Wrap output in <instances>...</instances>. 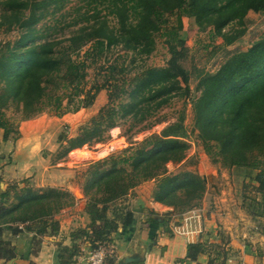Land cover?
<instances>
[{
    "label": "trees",
    "instance_id": "trees-1",
    "mask_svg": "<svg viewBox=\"0 0 264 264\" xmlns=\"http://www.w3.org/2000/svg\"><path fill=\"white\" fill-rule=\"evenodd\" d=\"M81 1L55 24H41L61 12L67 0H0V35L15 34L0 40V148L20 137L10 111L19 122L42 114L61 118L91 108L98 94L106 92V103L76 136L59 135L58 160L104 142L122 121L144 125L174 98H189L193 129L204 153L222 169L247 171L243 186H251L257 197L243 196V206L250 208L253 219H264V35L246 51L230 54L213 73L198 74L197 98L191 97V74L183 65L188 57L185 18L227 47L243 37L249 12L264 14V0ZM64 30L67 36L56 35ZM158 39L168 55L165 65L133 68L155 51ZM89 71L94 72L92 81ZM189 148L180 118L125 152L90 163L80 184L89 224L70 234V248H59V264H74L81 247L89 252L112 246L118 228L135 221L125 198L146 179L156 182L152 200L174 214L199 208L205 180L195 172L166 170L167 163L181 162ZM74 203L68 190H34L15 183L0 190V262L32 254L29 249L20 256L5 239L6 231L13 236L32 233L37 245L40 238L58 233L55 217ZM170 218L161 222L168 233ZM201 253L209 255L208 264L220 259L224 264L228 258L227 250L196 242L188 245L185 260L194 261ZM116 261L113 255L105 264Z\"/></svg>",
    "mask_w": 264,
    "mask_h": 264
},
{
    "label": "crops",
    "instance_id": "crops-1",
    "mask_svg": "<svg viewBox=\"0 0 264 264\" xmlns=\"http://www.w3.org/2000/svg\"><path fill=\"white\" fill-rule=\"evenodd\" d=\"M82 110L86 113L89 109ZM40 116L39 120H42V115ZM26 122L33 124L30 120ZM26 125L28 124L19 127L20 137L9 143L7 161H4V156H0V183L5 180L20 187L26 184L34 190L56 188L71 193L73 188L79 190L76 183L69 181L71 171L68 168L62 163L49 162L48 156H51L53 150L45 146V133L38 129L26 130ZM6 144L3 149L1 146L0 155H4L8 148V143ZM42 150L47 151L46 157H41ZM141 189L142 185L135 188L123 203L131 210L135 221L129 227L120 226L118 234L113 237L112 247L117 264L130 256L140 259L129 264H208L210 257L207 253L199 254L194 261L185 260L188 245L196 242L227 250L228 258L224 264H264V228L255 225L240 206L213 202L214 205L207 208L206 193L203 203L195 210L182 215H175L173 210H168L161 215L154 209V205L158 203L143 195ZM73 196V206L64 209L55 217L59 224L56 235L44 236L36 245V242H32V233L16 236L8 231L4 233L5 239L16 247L20 256L29 249L32 251L27 259L17 257L11 260L12 264H59V248H70L74 244L70 234L76 229L86 228L89 224V218L84 212V196L80 199L74 194ZM165 216L171 217L166 225L170 233L165 231V225L161 223ZM179 230L187 231L189 235L179 234ZM78 243L81 245L80 241ZM81 252L74 258V264H86L85 247H81ZM221 262L220 259L216 264Z\"/></svg>",
    "mask_w": 264,
    "mask_h": 264
},
{
    "label": "rangeland",
    "instance_id": "rangeland-1",
    "mask_svg": "<svg viewBox=\"0 0 264 264\" xmlns=\"http://www.w3.org/2000/svg\"><path fill=\"white\" fill-rule=\"evenodd\" d=\"M82 4L83 2L81 0H67L64 9L61 12L56 15L47 16L41 24H55L56 21L60 20L59 16L61 14L66 12L70 13L73 11V8ZM69 20L70 19L68 17L66 21ZM245 22L246 29L243 37L231 46L222 47L220 39L215 41L211 40L208 30L201 32L195 26L192 19L185 18L183 20L188 46V57L183 65L191 74V97L197 98L200 95V90L196 88L198 83V74L202 72L213 73L230 54L246 51L253 42L264 35V14L249 12ZM41 24L39 26H41ZM59 25L63 26V23ZM62 34L67 36L68 30H64L61 34L56 33L57 36H61ZM14 36V33L6 36L0 35V40L12 39ZM113 57H115V55ZM167 58L168 55L166 53V49L162 41L158 39L155 51L148 58L138 60L133 68L139 69L143 66L163 67ZM93 78L94 72L89 71L88 80L92 81ZM105 103L106 92L102 91L98 94L93 106L88 108V112L83 113V110H80L79 113L67 114L64 119L62 117L54 118L53 116L42 114V120H39L41 119V116H38L30 120L33 123L31 125L26 121L19 122L18 117L14 115L12 111L8 112V116L15 122V124L17 123L19 127L23 124H28L26 125V130L38 129L39 131L45 133L43 136L46 144L45 146L52 148L53 150L51 156H48L49 162L51 161L53 164L62 163L65 168H68L71 171L69 181L76 183V185L79 186V190L73 188L72 194H74L78 199L83 196L80 190V184L83 181L82 174L86 171L90 163L104 160L111 155L123 153L131 146H136L146 137L154 134H160L164 127L177 122L180 118H183L184 126L187 130V142L189 143L190 148L181 162H169L166 164L167 174H177L183 171H190L199 174L206 182V192L204 197L207 193V208H209L211 204L213 206V202L219 204L226 202L225 205L232 204L234 207L240 206L246 215L254 221L253 223L255 225L264 228V219H253L250 214V208L243 206V196L248 198L257 197L255 196V191L251 186L246 188L243 186L247 171L240 169H222L218 165L212 164L210 159L204 153L200 142L196 138V131L193 129V112L191 100L189 98H174L168 106L161 109L148 123L144 125L134 126L130 120L122 121L119 124V127L108 132V138L104 142L86 145L81 149L72 151L66 158L57 160L55 158V153L58 149L57 139L59 135L64 133L69 138L76 136L78 128L93 117L97 109ZM156 121H160V123L154 124L153 122ZM9 143L11 144L12 141L8 142V148L4 151V155H0L4 156L3 159H5V162L7 161V155H9ZM6 145L7 144H3L2 149ZM40 155L41 157H46L47 151L42 150ZM6 184H11V182L3 180V182L0 183V189L4 191L7 188ZM141 185V190L144 192L143 195L149 196V199L152 200L151 195L156 182L153 179H146ZM133 190L131 191L132 193ZM202 203L203 200L201 204ZM158 204L154 205V209L161 215L168 210H172V208Z\"/></svg>",
    "mask_w": 264,
    "mask_h": 264
},
{
    "label": "built area",
    "instance_id": "built-area-1",
    "mask_svg": "<svg viewBox=\"0 0 264 264\" xmlns=\"http://www.w3.org/2000/svg\"><path fill=\"white\" fill-rule=\"evenodd\" d=\"M179 234L182 235H189V232L179 230ZM115 255V250L112 246L104 247V246H98L97 248L86 252L85 256V263L86 264H105L106 260L110 257Z\"/></svg>",
    "mask_w": 264,
    "mask_h": 264
},
{
    "label": "water",
    "instance_id": "water-1",
    "mask_svg": "<svg viewBox=\"0 0 264 264\" xmlns=\"http://www.w3.org/2000/svg\"><path fill=\"white\" fill-rule=\"evenodd\" d=\"M140 258L137 256H130V257H126L122 260V262H120L119 264H129L135 261H138ZM5 264H12V261L6 262Z\"/></svg>",
    "mask_w": 264,
    "mask_h": 264
}]
</instances>
